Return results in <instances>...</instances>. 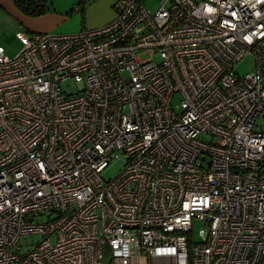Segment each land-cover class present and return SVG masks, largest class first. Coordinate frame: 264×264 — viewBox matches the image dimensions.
Returning <instances> with one entry per match:
<instances>
[{
    "label": "built area",
    "instance_id": "obj_1",
    "mask_svg": "<svg viewBox=\"0 0 264 264\" xmlns=\"http://www.w3.org/2000/svg\"><path fill=\"white\" fill-rule=\"evenodd\" d=\"M157 1L0 47V264H264V0Z\"/></svg>",
    "mask_w": 264,
    "mask_h": 264
},
{
    "label": "rangeland",
    "instance_id": "obj_2",
    "mask_svg": "<svg viewBox=\"0 0 264 264\" xmlns=\"http://www.w3.org/2000/svg\"><path fill=\"white\" fill-rule=\"evenodd\" d=\"M80 0H49V3L47 7H52V10H55L57 12H61L65 18L60 19V23L58 24L57 28L51 32L53 35H66V34H74L78 33L82 29L86 30H93L98 29L106 24L110 23L112 20H109V17L112 15V13H108L106 7H105V1L108 0H87L84 8L85 12L84 15H80V13L77 11L78 7L77 4ZM81 2V1H80ZM144 5L146 9L150 13H155V11L158 9L159 3L157 0H144ZM112 11V9H110ZM4 14L0 10V14ZM114 13V12H113ZM84 17V19H82ZM8 19V18H5ZM3 24V21H2ZM1 25V20H0ZM8 25V24H7ZM6 25V26H7ZM12 32V34H11ZM8 39H13L14 42L17 40V37H11L10 35L17 36L18 33H16L13 28H10V31H8ZM0 47L4 49V54L8 58H14L19 55L21 51H19L16 55H14L13 50L8 49L2 42V35L0 34ZM16 47H14L15 49ZM149 53L144 52L141 53L140 58L142 60L148 59ZM155 61H158V57H154ZM235 72L238 75H244L246 73H250L254 70V58L252 55H247L244 58L240 60L239 63L235 66ZM60 89L67 94L75 93L77 92L78 85L75 84V82L70 79L66 80L65 82L60 84ZM175 110H179V105L177 102L173 101L172 103ZM202 141H209V137L207 135H203L201 137ZM125 164V157L121 156L117 159H114L107 169L103 172L102 178L104 180H110L116 177L120 171L123 169V166ZM49 213H46V215L38 216L34 219L35 223H44L47 221ZM52 215V214H50ZM51 217V216H50ZM53 217V215H52ZM192 229L189 233V240L191 245H200L202 243H205L208 236V228L207 226L198 219H193L191 223ZM102 264H113L111 260V253L108 249L104 250L103 253V259Z\"/></svg>",
    "mask_w": 264,
    "mask_h": 264
},
{
    "label": "crops",
    "instance_id": "obj_3",
    "mask_svg": "<svg viewBox=\"0 0 264 264\" xmlns=\"http://www.w3.org/2000/svg\"><path fill=\"white\" fill-rule=\"evenodd\" d=\"M81 1V0H80ZM80 1L77 6L80 5ZM115 0L105 1V7L108 13H112L109 17V20L114 18V13L112 9V5ZM0 10L4 12V14H0V34L2 35V42L8 48L13 50V54L16 55L19 51H23L26 49L28 45V39L33 33H51L55 30L60 23V19L65 18L61 12H57L52 10V7H48V11L41 16H28L22 13L13 3L12 0H0ZM85 8L83 13L80 15H84ZM8 18V19H5ZM84 19V17L82 18ZM3 21V24H2ZM8 24V25H7ZM7 25V26H6ZM10 28L18 33L17 36L10 35L11 37H17L19 41L14 42L13 39H8V31ZM12 34V32H11ZM14 47H16L14 49Z\"/></svg>",
    "mask_w": 264,
    "mask_h": 264
},
{
    "label": "trees",
    "instance_id": "obj_4",
    "mask_svg": "<svg viewBox=\"0 0 264 264\" xmlns=\"http://www.w3.org/2000/svg\"><path fill=\"white\" fill-rule=\"evenodd\" d=\"M14 5L25 15L41 16L48 11L49 0H12ZM82 2H80L81 4ZM84 10V8H83ZM83 13V11H82Z\"/></svg>",
    "mask_w": 264,
    "mask_h": 264
}]
</instances>
